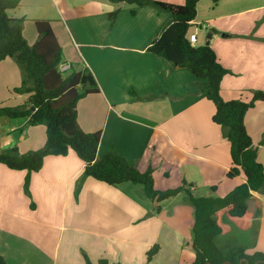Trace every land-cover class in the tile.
<instances>
[{
	"label": "crops",
	"instance_id": "obj_1",
	"mask_svg": "<svg viewBox=\"0 0 264 264\" xmlns=\"http://www.w3.org/2000/svg\"><path fill=\"white\" fill-rule=\"evenodd\" d=\"M117 9L112 22L108 14ZM8 15L25 19L23 35L30 45L38 39L35 22L49 21L63 50V64L69 71L87 68L93 74L99 93L81 99L77 111L85 132L102 133L98 158L114 152L142 172L152 167L158 190L186 182L199 197L210 194L212 187L215 196L225 197L245 181L227 177L230 143L213 122L215 105L201 81L189 69L148 51L172 24L169 12L151 4L135 7L108 0H21ZM193 34L194 45L209 44L230 71L221 84L225 100H249L253 92L264 91V0H200L189 38ZM20 83L16 62L1 61L0 103L13 95L18 105L27 102L29 95L13 93ZM6 122L0 150L16 146L24 154L44 146V126L26 128L27 119L1 118L0 129ZM245 123L264 165V101L248 112ZM83 171L84 163L72 151L65 157L49 156L31 174L29 195L27 172L0 164V253L7 264H85L83 251L93 264L102 259L146 264L155 244L160 250L151 264H193L195 217L187 193L162 202L159 214L147 216L157 204L132 183L109 186L88 178L76 199V181ZM252 196L248 208L254 225L238 229L233 246L247 254L264 253V192ZM232 231L233 225L217 244L228 245Z\"/></svg>",
	"mask_w": 264,
	"mask_h": 264
},
{
	"label": "trees",
	"instance_id": "obj_2",
	"mask_svg": "<svg viewBox=\"0 0 264 264\" xmlns=\"http://www.w3.org/2000/svg\"><path fill=\"white\" fill-rule=\"evenodd\" d=\"M108 1L135 7L151 4L171 14L172 24L148 51L166 59L174 67L189 69L201 81L206 98L215 105L213 122L220 126L223 137L230 143L232 166L227 177L235 179L242 176L245 181L225 197L214 195L216 187L211 188L210 194L199 197L189 191L186 182L177 188L158 190L152 167L142 172L127 158L114 152L98 158L102 133L85 132L78 123L77 111L81 99L99 93L98 84L87 68L81 72L71 70L63 76L68 72L60 71L63 50L49 21H36L38 39L33 45L27 42L23 35L25 19H14L8 15V11L16 9L21 0H0V62L7 58L16 62L21 72V83L13 92L29 97L20 106H1L0 119H27L26 128L44 126L46 142L42 148L24 154L16 146L0 150V164L13 171L27 172L25 191L30 195V176L43 168L45 159L49 156L65 157L72 151L84 163V171L76 181V199L88 178L109 186L132 183L142 186L146 197L157 204L154 213L147 216L159 214L162 202L185 192L194 208L190 243L195 253L193 264H240L242 259H247L249 264H264V253L247 254L241 247L217 244V238L228 234L232 225L242 231L254 225L255 215L249 210L248 201L253 193L264 192V165L258 160L259 150L247 131L245 120L248 112L258 102L264 101V91L253 92L249 100H225L222 97L221 84L230 71L220 63L209 44L195 46L189 40V30L197 17L200 0H185L184 5L154 0ZM118 13L119 9L109 13V19L113 22ZM32 107H35L34 111ZM259 222L260 215L256 218V223ZM159 250V244H155L147 252L146 264H151ZM83 255L85 264H93L84 251ZM0 264H7L1 253ZM99 264L109 262L102 259Z\"/></svg>",
	"mask_w": 264,
	"mask_h": 264
},
{
	"label": "rangeland",
	"instance_id": "obj_3",
	"mask_svg": "<svg viewBox=\"0 0 264 264\" xmlns=\"http://www.w3.org/2000/svg\"><path fill=\"white\" fill-rule=\"evenodd\" d=\"M70 73V71H68L67 73H65L63 76H66L67 74H69ZM14 93V92H13ZM14 95H13V97L11 98L10 96H8L7 98H4V100L1 102V103H3V104H1L0 103V107L1 106H11V107H16V106H20V105H22V104H20V105H18L16 102H14ZM24 104V103H23ZM7 120V119H6ZM7 122H9V120L7 121ZM3 123L2 124V127H1V129H0V131L2 132H4V131H6L7 129H8V127H9V123ZM154 215H157V214H154ZM240 230V229H239ZM238 230V228L237 227H235L234 225H233V231H232V233L230 234V235H228V237H227V239L229 238L230 239V242L228 243V245H225V247H236V246H233L236 242H234V240L236 239V235L238 234V232H240ZM172 245V247H174L173 246V244H171ZM169 248V253L170 254H172L173 253V251H174V249L173 248Z\"/></svg>",
	"mask_w": 264,
	"mask_h": 264
},
{
	"label": "built area",
	"instance_id": "obj_4",
	"mask_svg": "<svg viewBox=\"0 0 264 264\" xmlns=\"http://www.w3.org/2000/svg\"><path fill=\"white\" fill-rule=\"evenodd\" d=\"M189 40H190V43L194 45L196 43V34L191 35ZM70 69L71 67L69 65L62 64L60 66V71L63 73L69 71Z\"/></svg>",
	"mask_w": 264,
	"mask_h": 264
},
{
	"label": "water",
	"instance_id": "obj_5",
	"mask_svg": "<svg viewBox=\"0 0 264 264\" xmlns=\"http://www.w3.org/2000/svg\"><path fill=\"white\" fill-rule=\"evenodd\" d=\"M212 32H215V30H212ZM208 37H210V36H208ZM31 109H32V111H34V110H35V107H32ZM243 262H246L247 264H249V261H248L247 259H242V260L240 261V264H243ZM209 264H210V263H209Z\"/></svg>",
	"mask_w": 264,
	"mask_h": 264
}]
</instances>
